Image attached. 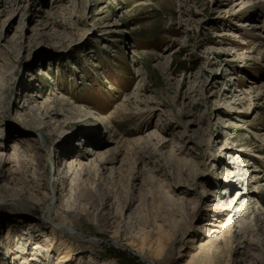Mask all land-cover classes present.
<instances>
[{
  "label": "rangeland",
  "instance_id": "rangeland-1",
  "mask_svg": "<svg viewBox=\"0 0 264 264\" xmlns=\"http://www.w3.org/2000/svg\"><path fill=\"white\" fill-rule=\"evenodd\" d=\"M263 24L264 0H0V264L31 220L84 260L264 264Z\"/></svg>",
  "mask_w": 264,
  "mask_h": 264
},
{
  "label": "bare ground",
  "instance_id": "bare-ground-1",
  "mask_svg": "<svg viewBox=\"0 0 264 264\" xmlns=\"http://www.w3.org/2000/svg\"><path fill=\"white\" fill-rule=\"evenodd\" d=\"M263 26H264V24H263ZM258 31L259 32H258L257 36L262 38L263 37L262 34L264 31L263 27H262V29H259ZM86 114H88L87 116H90L89 114H91V113L86 111ZM22 132H24V131L22 130ZM33 141L36 144H38L37 140L33 139ZM49 150H50V147H47L46 157H45L46 159L49 158L51 155ZM68 162L74 163V160L70 159ZM54 163H55V161H54ZM76 166H77V164H76ZM64 167H65V164H63V165L60 164L59 166H55V168L53 170V174H52V180H59L60 181L59 187L57 188L58 196H61L62 183L66 182V179L69 177V175L71 173L69 166H68L69 168H67V169H64ZM79 167H80V165H79ZM209 196L216 197L214 194H210V193H209ZM24 197L26 198V196H24ZM28 198H30V197H28ZM48 198H49L48 204H50V203L53 204V200H55V201L59 200V198L54 199V197L52 195V189L50 191V196H48ZM213 200H215V199H213ZM101 204H102V206L100 209H101V212L104 214L103 219L106 220V223L105 222L103 223L105 230L109 233H118V231L122 230L121 227L124 223L123 217H120L116 212H114L111 202L109 203L107 201V202L101 203ZM68 208L70 209L71 212L74 211L73 206H69ZM233 213H234V211H233ZM247 213H249L247 206L241 205V207H238V211L235 215L238 217H243V216L246 217L248 215ZM13 218H15L14 221L17 222V221H19L20 218H23V217L16 214L15 217H13ZM51 219H52V221L56 220V216H52ZM27 223H28V227H27L28 229L25 231L24 240L21 242V245L23 246V243L25 240H27V241L30 240V242H28V247H29L28 249L29 250L26 251V249H24L22 247V250L24 249V251H22L23 254L20 253V250L15 252V255H18L20 257L19 261H21L22 264H64L66 261L71 260L73 255H76V257H78L77 258L78 261L76 264H113V262L110 259L98 260V258H96L94 256V254L91 252L90 249L87 252L86 259L84 260L85 256L83 254H85L84 249H86V248H81L80 243H77V241L70 238L69 237V231L67 232L64 229H60V228L58 229L55 227L53 228V226L48 227L47 224H45L44 222H42L40 220H31V221H28ZM15 228L16 227L14 226L13 227V233H15ZM47 228L49 229V233L46 232ZM15 234H16V236L20 235L21 234L20 230H17ZM38 234H41L40 237H37ZM13 239H16V238H13ZM192 242H195V241L192 240L191 243ZM143 244H145L144 246H149L148 245L149 243L146 241H144ZM12 245L15 246L14 243ZM191 248L196 249L197 252L192 253L190 255V258H189L190 260L186 264H207V263L213 264L212 263V261L214 262L213 257L217 253L216 245L203 243V244H197L195 246H192ZM159 249H160V244L157 242L155 250L158 252ZM59 250L63 251V255H61L62 253H60ZM26 252L27 253L29 252V256L25 255ZM136 253L139 254L140 256H143L142 252H136ZM53 255H58V259H57L58 261L56 263H54V262L52 263ZM82 256H84V257H82ZM241 262L243 264H245V259L242 258ZM257 262H258V260H257ZM235 264H237V263L235 262Z\"/></svg>",
  "mask_w": 264,
  "mask_h": 264
}]
</instances>
